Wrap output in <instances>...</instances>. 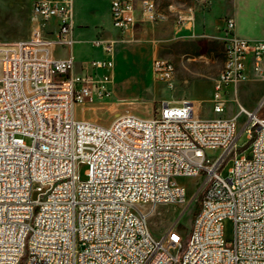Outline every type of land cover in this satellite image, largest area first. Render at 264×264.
I'll return each mask as SVG.
<instances>
[{
	"label": "built area",
	"instance_id": "obj_1",
	"mask_svg": "<svg viewBox=\"0 0 264 264\" xmlns=\"http://www.w3.org/2000/svg\"><path fill=\"white\" fill-rule=\"evenodd\" d=\"M31 14L28 40L0 43V264H264V118L260 106L238 105L250 141L239 156L237 122L225 116L236 87L264 76V40L240 37L225 21L228 65L212 83L211 118L182 100L161 101L150 118L89 120L76 109L110 99L117 40L93 39L103 57L77 69L74 0H32ZM167 15L151 0L109 1L119 41ZM194 22L190 14L177 20L180 28ZM152 70L171 83L172 63L153 61ZM77 165L87 167L85 180ZM178 178L198 180L190 200ZM199 197L188 237L177 223L152 236V210L185 211Z\"/></svg>",
	"mask_w": 264,
	"mask_h": 264
},
{
	"label": "rangeland",
	"instance_id": "obj_2",
	"mask_svg": "<svg viewBox=\"0 0 264 264\" xmlns=\"http://www.w3.org/2000/svg\"><path fill=\"white\" fill-rule=\"evenodd\" d=\"M110 0H74L75 40L73 54L76 68L92 60L103 57L100 50L90 47L95 39L115 40L118 38L112 30L109 17ZM150 1V0H146ZM156 8L168 14V21L160 24H149L138 28L135 43L144 47H113L114 76L112 95L104 101L101 109H76V116H85L89 120L110 122L122 114H134L149 117L158 109L161 101H191L200 118H211L209 100L213 80L224 67L225 56L220 40L221 29L228 18L245 6L246 0H151ZM32 0H0V43L9 44L28 40L31 36ZM172 11L171 13H168ZM180 14L194 16V27L180 28L177 20ZM244 16H239L241 27L238 32L244 33ZM56 54L65 55L57 50ZM164 60L173 64L174 74L170 84L156 79L152 63ZM232 90L230 89V92ZM225 114L237 122L238 137L236 148L239 156L250 152V141L245 131L244 114L238 111V105L264 118V76L251 78L239 84ZM262 102V104H261ZM90 111V112H89ZM30 145L31 141L25 138ZM228 164L222 175L227 177ZM85 165H77L76 173L85 180ZM178 185L186 190L190 200L197 191L198 180L178 178ZM200 198L183 211L175 206H162L152 210L149 216V228L156 239L171 225L178 224L188 237L192 221L199 209ZM224 239L230 242L233 234V222L223 221ZM186 237V238H187ZM183 244V249L185 248Z\"/></svg>",
	"mask_w": 264,
	"mask_h": 264
},
{
	"label": "crops",
	"instance_id": "obj_3",
	"mask_svg": "<svg viewBox=\"0 0 264 264\" xmlns=\"http://www.w3.org/2000/svg\"><path fill=\"white\" fill-rule=\"evenodd\" d=\"M233 16L234 18L231 19L235 22V31L238 36L255 41L264 40V0H246L245 6L239 9ZM239 16H244V33L238 32V28L241 27ZM166 21H168V18L161 23H165ZM142 26L146 25H138L132 33L125 35V41H119L118 39L121 37L112 29L118 35L115 47H144L140 44L137 45L134 39L135 34L138 32V28Z\"/></svg>",
	"mask_w": 264,
	"mask_h": 264
},
{
	"label": "bare ground",
	"instance_id": "obj_4",
	"mask_svg": "<svg viewBox=\"0 0 264 264\" xmlns=\"http://www.w3.org/2000/svg\"><path fill=\"white\" fill-rule=\"evenodd\" d=\"M143 1H146V0H143ZM224 65H228V58H225V63H224ZM221 73H223V69H222ZM221 73H220V74H221ZM79 107L82 108L81 106H79ZM195 112H196V110H195V107H194V115L197 116V114H196ZM151 116H152V115H151ZM151 116L146 117V118H150Z\"/></svg>",
	"mask_w": 264,
	"mask_h": 264
}]
</instances>
